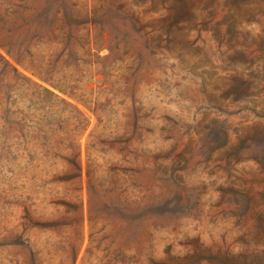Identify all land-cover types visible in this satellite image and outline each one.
Masks as SVG:
<instances>
[{
  "label": "rangeland",
  "instance_id": "1",
  "mask_svg": "<svg viewBox=\"0 0 264 264\" xmlns=\"http://www.w3.org/2000/svg\"><path fill=\"white\" fill-rule=\"evenodd\" d=\"M245 2L0 0V264L264 263Z\"/></svg>",
  "mask_w": 264,
  "mask_h": 264
},
{
  "label": "trees",
  "instance_id": "2",
  "mask_svg": "<svg viewBox=\"0 0 264 264\" xmlns=\"http://www.w3.org/2000/svg\"><path fill=\"white\" fill-rule=\"evenodd\" d=\"M215 2H221L222 0H214ZM246 2H247V4H251V3H253V4H257L258 5V7L259 8H261V7H264V1L263 0H245ZM245 2V3H246ZM48 93H51L48 89H45ZM78 166V165H77ZM79 169L81 170V172H82V166L81 165H79ZM264 264V263H263Z\"/></svg>",
  "mask_w": 264,
  "mask_h": 264
}]
</instances>
